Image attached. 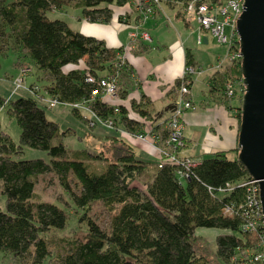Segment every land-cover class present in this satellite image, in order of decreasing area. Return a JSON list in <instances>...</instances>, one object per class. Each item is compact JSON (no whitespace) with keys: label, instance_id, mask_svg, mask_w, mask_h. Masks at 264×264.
<instances>
[{"label":"trees","instance_id":"trees-1","mask_svg":"<svg viewBox=\"0 0 264 264\" xmlns=\"http://www.w3.org/2000/svg\"><path fill=\"white\" fill-rule=\"evenodd\" d=\"M128 1L0 0V54L15 48L27 56L37 70L32 72L20 64L15 76L20 69H28L26 77L36 76L30 87H38L32 94L9 97L7 101L6 112L20 128L18 141L0 129V193L5 196L4 210H0V261L6 253L30 264H43L52 256L44 234L64 229L68 216L54 203L33 198L38 177L49 172L69 193L74 209L82 210L78 220L86 226L82 236L66 241L67 252L55 254L49 264H228L237 253L246 251L254 258L260 249L264 236L261 221L256 219V231L246 227L255 219L246 212L250 193L242 183L251 177L237 160L238 148L213 152L196 160L189 169L167 160L153 164L138 157L133 146L116 131L101 138L98 151L71 148L64 143L71 129L62 130L56 120L47 117L45 108L49 107L41 98L52 97L69 105L88 100L96 83L87 82V74L99 77L102 72L107 75L117 69L121 79L118 93L124 97L123 77L131 73L103 41L74 31L50 13L71 7L80 10L81 17L88 21L106 23L111 20L110 5ZM189 1L157 0L158 4H174L180 9ZM232 47L239 48L238 39ZM188 63H192L190 59ZM68 65L73 67L67 70ZM240 65L241 60L233 61L220 74L227 99L234 97L237 89L241 98L244 93ZM40 79L45 84H39ZM228 79L239 82L232 97L226 95ZM6 98L0 96V103ZM141 105L145 106L131 104L141 117L150 119L149 111ZM90 106L102 119L113 114L114 105L106 100L94 99ZM70 109L88 123V116ZM119 116L113 119L126 130L141 128L122 108ZM240 117L239 109V123ZM153 129L158 139L168 134L164 129ZM26 148L45 152L48 160L21 159ZM97 160L104 161L99 170L88 164ZM144 172H148V178L140 183ZM70 174L80 186L78 192L70 187ZM97 202L110 213L106 227L88 213ZM198 228L214 230L212 256L207 245L199 241Z\"/></svg>","mask_w":264,"mask_h":264},{"label":"crops","instance_id":"crops-1","mask_svg":"<svg viewBox=\"0 0 264 264\" xmlns=\"http://www.w3.org/2000/svg\"><path fill=\"white\" fill-rule=\"evenodd\" d=\"M146 6L141 0H129L120 6L110 5L111 20L106 23L88 21L81 17L80 10L71 7L52 11L50 16L64 20L74 31L103 41L108 49L116 51L115 58L121 57L127 64L131 73L123 77L121 91L124 97L120 92L103 100L122 108L128 119L139 123L140 127L151 125L158 130L164 129L176 103L175 85L181 80L187 64L194 66L199 72L189 76V87L195 108L183 115L187 146L181 156L201 160L213 152L237 148L240 125L237 112L241 95L237 89L236 95L227 99L222 90L220 74L230 65L223 61L226 47L216 43L210 45V40H215L207 32L198 37L197 26L193 28L191 17L183 14L178 5L159 3L153 13L144 17ZM132 31L138 36L131 41L129 32ZM142 31L147 32L150 40L140 37ZM129 44L131 46L126 48ZM189 59L192 63H188ZM219 62H222L221 67L216 69ZM72 67L68 65L66 69ZM29 80L35 82L36 76L31 75ZM133 102L145 104L140 107L149 111L150 119L146 120L133 110ZM115 117L120 118L119 114ZM117 126L125 129L121 123ZM96 129L95 134L100 138L111 133L99 126ZM117 133L133 146L138 157L156 164L159 158L151 148L133 137Z\"/></svg>","mask_w":264,"mask_h":264},{"label":"built area","instance_id":"built-area-1","mask_svg":"<svg viewBox=\"0 0 264 264\" xmlns=\"http://www.w3.org/2000/svg\"><path fill=\"white\" fill-rule=\"evenodd\" d=\"M141 1L142 3H145L147 5L145 9L146 14L153 13V6L158 4L157 0ZM242 1L243 0H191L186 5L181 7V11L183 14L195 18V20L199 24L200 29L209 32V34L216 40L218 44L228 47V50L226 51L225 57L223 59V61L228 64L232 63L233 61L241 60L239 48L237 50H234L232 48V44L236 39H238V35L236 32V20L238 19L242 11ZM226 26H229L231 28V31L226 32ZM131 34L133 39L138 36V33L136 31ZM140 37L144 40H150V36L145 31L140 32ZM117 59H119V57H117ZM222 62H219L215 68L220 69V64ZM114 66V68L117 69L119 64L116 63ZM27 71L28 69L25 68L19 70V74L16 76L19 81L26 78ZM115 71L116 73L101 75L99 77H93L92 75L87 74L86 81L89 83H96V86L94 89H92L90 98L88 100L82 101L80 103H74L72 105L60 103L57 99L52 97H40V100L42 101V103L48 105V107H53L57 104L67 105L77 109V111H79L80 113L88 114V125H90L91 127L100 122L108 126V128H112V126L115 125V120L113 119V117L120 113V107L114 106L112 116L102 119L91 108L90 103L97 98H113L117 95L120 79L118 69ZM195 72L196 68H194L193 66H187V68H185L183 76L180 80L181 83L177 88V93L179 94L178 103H175L173 110L171 111L168 119L165 122L164 130H166L168 134L164 139H160L161 136L159 137V139L157 138L158 132L154 130V127L151 125H142L141 128L137 130V133L135 131L134 134H126L136 140L151 145L157 150L162 148L161 156L163 157V159L158 161L159 163L163 162V160H167L175 164H182L185 169H189L196 164L195 159L189 156H181L179 153L180 149H183L185 145V138L183 135V112L186 109L195 108L190 99L189 87L191 84L189 76ZM237 84L239 85V82H235L233 79H228L226 81L225 90L228 97L234 96L236 89L235 87ZM27 87L28 90L32 91V93L38 90L37 86L30 87L27 85ZM7 98L3 103H6L8 101ZM126 135L123 134V136ZM150 139H152V142ZM176 151L178 152L177 154ZM158 166H160V164ZM178 174L180 176H183L182 172H178ZM242 185L247 186V189L250 193L248 197L249 202L247 204L248 209L246 210V212L252 213V217L253 219H255L252 223L246 225V227H248V229L256 231L254 226V223L257 222L256 219L261 221L263 226L258 184L256 180L251 178L250 181H246L242 183ZM226 186L228 187L229 185L226 184ZM227 211H229V209H227ZM253 215H256L257 217ZM259 247L260 249L254 255V258L250 257L251 255L245 251L242 253H237L231 259V261L228 262V264H264V236L260 239Z\"/></svg>","mask_w":264,"mask_h":264},{"label":"rangeland","instance_id":"rangeland-1","mask_svg":"<svg viewBox=\"0 0 264 264\" xmlns=\"http://www.w3.org/2000/svg\"><path fill=\"white\" fill-rule=\"evenodd\" d=\"M157 5H154V7ZM144 15H143L144 17L148 15L146 14L145 10H144ZM190 17L192 19L191 24L193 28H196L197 26L196 30H197L198 37H200L202 33L207 32L203 29H200L199 24L197 23L194 17L192 16ZM225 30L226 32H229L231 31V28L229 26H226ZM133 32L134 31L129 32V37L131 41L135 39V38L133 39V37L131 36L132 35L131 33ZM207 33L209 34V32ZM8 41L11 42L12 40L10 41L9 39ZM215 43L218 44L216 40L215 42L211 40L209 42V44L210 45L212 44V46L215 45ZM127 46L128 47L126 48H129V46L131 45L129 44ZM219 46L226 47V51L228 50V47L225 45L219 44ZM16 50L15 48H9L8 50H6L4 54H0V96L8 97L7 99H9V97L15 98L18 96H27L29 94H32V91L28 90V87H27V85L30 86V80H29L30 76L20 81L15 76L17 74V68L20 64L29 67L32 72H35L37 70L35 65L31 62V60L28 59L27 56H25L21 51L18 52ZM187 66L189 65L187 64ZM196 72H199V70H196ZM39 84H45V80L40 79ZM178 95L179 94L177 93L176 94L177 103H178ZM7 104H8L7 102L0 103V129L6 131L11 136L12 140L14 142H17L18 136L20 133V128L15 118L10 117L9 114H7L6 112ZM188 110H192V109L191 108L186 109L183 112V115ZM45 112L48 118L56 120L59 123L62 130L65 128L71 129L70 131L72 133L64 138V143L67 144L71 148H86V149L88 148L90 150L98 151L101 147L102 139L99 136H97V134H95L96 133L95 131L97 130L96 129L97 126L102 127L108 131L121 132L124 135H126L127 133H130V134L135 133V131L131 132L129 130L124 129L123 127L119 128L117 126V123H115V125L112 126V128H108V126L100 122H99L100 124L97 123L95 124V126L91 127L90 125H88V123H85L83 120L75 116V114L71 111L70 106H67V105L57 104L53 107L45 108ZM137 132L138 131L136 130V133ZM150 140L152 142V139ZM139 142L151 148L152 151H154V153L156 154L155 157L159 158L158 161L163 159V157L161 156L162 148L157 150L145 142L144 143L141 141ZM186 146H187V143L185 141V145L183 149ZM183 149H180V152H179L180 155ZM138 155H141L139 151H138ZM34 157H42L45 160H48V157L45 152L34 150V149H29V148H26L24 152L20 155L21 159H28V158H34ZM88 164H90V167H96L99 170L104 165V161L97 160V161L88 162ZM149 167H152V166L149 165ZM148 175H149L148 172H144L140 176L138 181L140 183H143L148 178L147 177ZM68 178H69L70 187L75 192H78L80 186L76 182V179L72 177L71 174L68 176ZM0 187H1V181H0ZM33 198L35 201H50L54 203L55 205L63 209L67 213V216H68V223L64 229L62 230L52 229L44 234V236L49 240V245L52 248V251H51L52 256L49 259H47L43 264H49L50 260L54 257L55 254L57 253L64 254L65 252H67L68 244H66V241H68L69 239H75L76 237L78 238L82 236V234L86 230V226L84 222H81L78 220V217L80 216L82 210L74 209V204L72 203L70 199L69 193L66 192L61 187L58 177L54 173H51V172L44 173L43 175H40L38 177L37 182L34 186V197ZM4 207H5V196L0 193V210H4ZM88 213L94 220L99 222L102 227L107 226L109 219H110V213L101 204H99L98 202L93 203ZM196 235H198L199 241L202 243V245L203 244L207 245L206 248L207 250L211 252L210 254L212 256L213 252L215 251L214 237L216 235L214 234V230L198 228L196 230ZM0 264H30V263L26 261V259L25 260L18 259L12 256L10 253H6L1 259ZM221 264H226V263L221 262Z\"/></svg>","mask_w":264,"mask_h":264},{"label":"water","instance_id":"water-1","mask_svg":"<svg viewBox=\"0 0 264 264\" xmlns=\"http://www.w3.org/2000/svg\"><path fill=\"white\" fill-rule=\"evenodd\" d=\"M244 93L237 160L257 181L264 228V0H243L236 20Z\"/></svg>","mask_w":264,"mask_h":264}]
</instances>
